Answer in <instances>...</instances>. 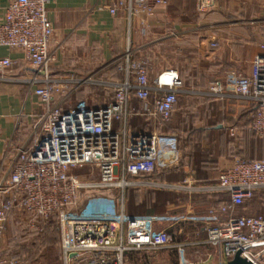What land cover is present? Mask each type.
<instances>
[{
	"label": "built area",
	"instance_id": "obj_1",
	"mask_svg": "<svg viewBox=\"0 0 264 264\" xmlns=\"http://www.w3.org/2000/svg\"><path fill=\"white\" fill-rule=\"evenodd\" d=\"M215 3L197 0L196 12L205 14ZM47 4L48 0H7L0 22V49L21 54L32 72L29 89L42 108L31 125L30 144L16 149L5 168L0 166V241L11 217L20 223L26 218L33 228L36 220L47 222L56 215L63 264H125L127 253L163 249H175L179 264H191L183 246L174 245L168 232L156 231L151 217L126 215L124 192L226 194L229 202L209 211L210 218L203 224L206 243L227 261L239 252L252 264H264V217L233 213L256 192L264 191V161L236 159L213 187L153 180L155 173L171 164L177 140L155 132L134 133L128 124L137 115L169 122L182 88L178 74L167 69L150 81L147 59L126 55L117 70L123 80L104 94L109 96L104 106L89 108L85 100L67 105L72 91L63 93L62 85L49 72L55 55L48 49L53 29ZM166 5V0H120L108 11L114 15L117 8H124L130 18ZM258 48L264 52V23ZM13 65L9 57H0V80L10 77ZM229 76L230 94L253 104L249 132L264 141V54L253 59L249 75L229 72ZM208 95L221 98L227 92L217 80L209 84ZM133 99L140 103L139 108L131 107ZM229 134L235 136L236 130L229 129ZM85 169L92 170L95 177L80 174ZM95 189L119 193L118 214L80 215L67 210L79 192ZM0 264L16 261L7 257Z\"/></svg>",
	"mask_w": 264,
	"mask_h": 264
},
{
	"label": "crops",
	"instance_id": "obj_2",
	"mask_svg": "<svg viewBox=\"0 0 264 264\" xmlns=\"http://www.w3.org/2000/svg\"><path fill=\"white\" fill-rule=\"evenodd\" d=\"M118 1L48 0L46 15L53 29L48 49L55 55L49 72L62 85L63 93L72 91L67 105L81 100L108 102L107 96L94 98L95 94L110 93L114 84L122 82L124 75L117 70L126 55L134 60L146 57L156 63L149 71L150 81L167 69L174 70L182 81L169 122L140 115L145 119L141 123H148L147 132L172 135L177 140L171 164L155 173L153 180L213 187L236 159L264 161V141L248 130L253 104L229 90V72L249 75L253 59L264 54L258 48L264 0H216L205 14L196 12L197 0H166L165 7L130 18L124 8H117L114 15L109 13L108 7ZM6 3L0 0V22ZM0 57L14 62L10 77L0 80V166L5 168L16 149L30 144V128L42 108L29 89L32 72L21 54L1 48ZM217 80L227 96L208 95L209 84ZM130 104L140 107L134 99ZM141 127L136 130L142 132L145 126ZM229 129L236 130L235 136ZM136 191L141 200L150 193L156 206L152 213L137 215L151 217L156 231L168 232L174 245L183 246L191 264H226L227 260L206 243L202 228L210 218L208 212L227 204L228 195ZM233 213L264 217V191L256 192ZM13 221L11 217L7 229ZM192 253L204 254L203 260L197 262ZM144 254L147 260H139L140 264H179L175 249L133 252L125 257L136 261ZM60 259L62 262L61 255Z\"/></svg>",
	"mask_w": 264,
	"mask_h": 264
},
{
	"label": "rangeland",
	"instance_id": "obj_3",
	"mask_svg": "<svg viewBox=\"0 0 264 264\" xmlns=\"http://www.w3.org/2000/svg\"><path fill=\"white\" fill-rule=\"evenodd\" d=\"M148 68L151 70L152 66L156 63H152L148 58ZM104 97V94H95L94 98ZM109 98V96H107ZM97 103L96 100L88 102L87 107L89 108H99L106 104ZM88 175L90 178H94L95 174L92 170H82L80 174ZM88 173H91L90 175ZM92 174L94 176H92ZM102 189H95L91 191H99ZM115 191V190H113ZM146 191V190H145ZM144 191V192H145ZM146 193V192H145ZM118 206L114 205L109 200L105 198H95L90 197L89 199H85V203L81 204V207H77L76 210H73V213L80 215H93V216H115L118 214ZM131 216H140L137 214ZM25 218V217H24ZM50 221V220H49ZM42 222L36 220L34 223L35 227L28 226V219H24L23 222L13 221L11 227L5 231L4 236L2 238L0 244V253H9L11 255L10 258H13L16 261V264H62L60 259V228L58 225L57 219V228L56 231L50 230L45 237H41L36 235L42 231L43 225L47 226L50 222ZM159 253H155L158 255ZM14 256V257H12ZM126 256V255H125ZM146 254L142 255L140 259H135L136 261H132V258L125 257V264H140L141 261L145 262L147 259L145 258ZM191 257L197 262H201L204 258V254L200 253H192ZM18 258V259H17ZM141 260V261H139Z\"/></svg>",
	"mask_w": 264,
	"mask_h": 264
},
{
	"label": "trees",
	"instance_id": "obj_4",
	"mask_svg": "<svg viewBox=\"0 0 264 264\" xmlns=\"http://www.w3.org/2000/svg\"><path fill=\"white\" fill-rule=\"evenodd\" d=\"M139 116L140 115L134 116L129 120L128 129L134 133H147V130H149V127L147 125L148 123L142 124L141 122L145 121V119H142L141 116L140 117ZM141 125H142L141 128H144L143 126H145V129H142V132L136 130V128ZM92 196L99 199L105 198L106 200H109L112 203H114V205L116 206L119 203V193L117 191H112V190L82 191L78 193L77 198L72 203V205L67 207V210L68 211L76 210L77 207H81V204L85 203V199L87 198L89 199ZM151 199L152 196L150 195V193H146L141 200L136 190H126L123 195L125 213L129 215H134V214L152 213L156 211V206L152 204ZM49 220L51 221V222L49 221L50 224L47 226L43 225L42 231H40V233L36 232L37 233L36 235L41 236L43 238L46 235H48V233L51 232L50 230H53V228L56 231L55 227L57 228V216L54 215ZM7 257H11V255L9 253H0V259Z\"/></svg>",
	"mask_w": 264,
	"mask_h": 264
},
{
	"label": "water",
	"instance_id": "obj_5",
	"mask_svg": "<svg viewBox=\"0 0 264 264\" xmlns=\"http://www.w3.org/2000/svg\"><path fill=\"white\" fill-rule=\"evenodd\" d=\"M226 264H252L246 259L240 256V253L237 252L230 260L226 262Z\"/></svg>",
	"mask_w": 264,
	"mask_h": 264
}]
</instances>
